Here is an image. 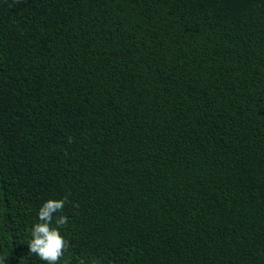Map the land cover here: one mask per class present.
<instances>
[{"label": "trees", "instance_id": "1", "mask_svg": "<svg viewBox=\"0 0 264 264\" xmlns=\"http://www.w3.org/2000/svg\"><path fill=\"white\" fill-rule=\"evenodd\" d=\"M64 196L59 264H264V0H0L5 264Z\"/></svg>", "mask_w": 264, "mask_h": 264}, {"label": "clouds", "instance_id": "2", "mask_svg": "<svg viewBox=\"0 0 264 264\" xmlns=\"http://www.w3.org/2000/svg\"><path fill=\"white\" fill-rule=\"evenodd\" d=\"M67 203V196L45 200L38 210V221L32 226L31 239L27 243L28 251L45 264H59L68 248L69 242L59 230L67 224L68 218L62 214L57 216V213H63ZM5 259L0 258V264H5Z\"/></svg>", "mask_w": 264, "mask_h": 264}]
</instances>
